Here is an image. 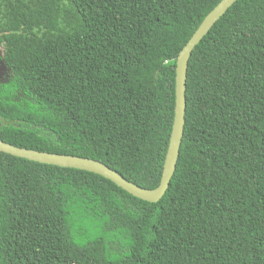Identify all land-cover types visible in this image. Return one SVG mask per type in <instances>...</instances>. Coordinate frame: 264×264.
Wrapping results in <instances>:
<instances>
[{
	"label": "trees",
	"instance_id": "obj_1",
	"mask_svg": "<svg viewBox=\"0 0 264 264\" xmlns=\"http://www.w3.org/2000/svg\"><path fill=\"white\" fill-rule=\"evenodd\" d=\"M220 0H0V138L159 185L177 56ZM158 202L0 151V264H264V0L195 46Z\"/></svg>",
	"mask_w": 264,
	"mask_h": 264
},
{
	"label": "water",
	"instance_id": "obj_2",
	"mask_svg": "<svg viewBox=\"0 0 264 264\" xmlns=\"http://www.w3.org/2000/svg\"><path fill=\"white\" fill-rule=\"evenodd\" d=\"M237 0H220V2L205 16L194 34L184 45L177 56L176 63V87H175V113L172 131L168 148L164 160V166L160 183L155 188L143 187L123 176L119 171L111 168L104 162L73 154L55 153L26 148L11 144L0 138V151L23 157L32 161L46 164L58 165L62 167H73L87 170L102 175L122 187L130 194L149 202H158L169 188L170 181L175 173L178 162L182 139L186 122V89L188 63L195 46L209 32L220 17Z\"/></svg>",
	"mask_w": 264,
	"mask_h": 264
},
{
	"label": "flooded vegetation",
	"instance_id": "obj_3",
	"mask_svg": "<svg viewBox=\"0 0 264 264\" xmlns=\"http://www.w3.org/2000/svg\"><path fill=\"white\" fill-rule=\"evenodd\" d=\"M10 76V69L8 68L4 57H3V51L2 54H0V82L6 81Z\"/></svg>",
	"mask_w": 264,
	"mask_h": 264
},
{
	"label": "rangeland",
	"instance_id": "obj_4",
	"mask_svg": "<svg viewBox=\"0 0 264 264\" xmlns=\"http://www.w3.org/2000/svg\"><path fill=\"white\" fill-rule=\"evenodd\" d=\"M3 48L0 46V54H2Z\"/></svg>",
	"mask_w": 264,
	"mask_h": 264
}]
</instances>
